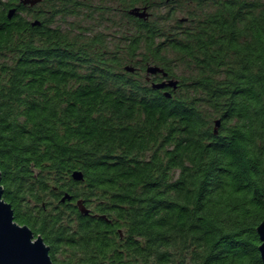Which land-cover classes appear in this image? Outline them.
I'll use <instances>...</instances> for the list:
<instances>
[{"label":"trees","instance_id":"trees-1","mask_svg":"<svg viewBox=\"0 0 264 264\" xmlns=\"http://www.w3.org/2000/svg\"><path fill=\"white\" fill-rule=\"evenodd\" d=\"M114 1L0 0L5 201L54 264H263L264 1Z\"/></svg>","mask_w":264,"mask_h":264},{"label":"snow or ice","instance_id":"snow-or-ice-1","mask_svg":"<svg viewBox=\"0 0 264 264\" xmlns=\"http://www.w3.org/2000/svg\"><path fill=\"white\" fill-rule=\"evenodd\" d=\"M0 204L5 206L3 209L5 225L0 231V248L23 257V259L17 260L19 264H44L47 249L44 247L43 236L36 235L19 223V218L29 216L32 209L21 210L19 206L14 209L11 201H5L2 185H0ZM9 212L11 213L10 217L8 216ZM14 217L16 218L14 219ZM33 222L35 223V218H33Z\"/></svg>","mask_w":264,"mask_h":264},{"label":"water","instance_id":"water-1","mask_svg":"<svg viewBox=\"0 0 264 264\" xmlns=\"http://www.w3.org/2000/svg\"><path fill=\"white\" fill-rule=\"evenodd\" d=\"M40 1L41 0H21V3L23 5L34 6L37 3H39ZM14 13H15V9L10 10L9 18H12ZM129 14L132 16L144 19V20L149 18V13H148L147 7H134L131 10H129ZM126 70L129 72L134 71V69L131 67H126ZM147 73L151 74V75L162 74L163 77H167V73H165L163 69L156 67V66H149L147 69ZM147 80L149 81L150 79L147 78ZM151 85L154 89H165V88L176 89L178 86V80L165 79L162 82H152ZM166 95L170 97L169 93H166ZM219 124H220V121H217L216 127H218ZM215 130L217 132V129H215ZM73 178L76 181H81V180H83V175L80 172H75L73 174ZM0 185H1V172H0ZM3 192H4V188H3ZM63 201H64V199H63ZM4 207L5 206L3 204H0V231L3 230L4 225H5V221L3 218ZM81 210L85 214L88 213V211L83 209V208ZM8 216L9 217L11 216L10 212L8 213ZM26 227L28 228L29 231H32L28 226H26ZM257 233H258L260 241H261V245L259 246V252H260L261 260L264 264V221L258 226ZM33 238L35 239V235ZM44 247L47 249L44 264H54L51 257H50V248L46 245L45 241H44ZM19 259H23V257L16 256L13 253H11L9 250L6 249V251H5L3 248H0V264H19V262L17 261Z\"/></svg>","mask_w":264,"mask_h":264},{"label":"rangeland","instance_id":"rangeland-1","mask_svg":"<svg viewBox=\"0 0 264 264\" xmlns=\"http://www.w3.org/2000/svg\"><path fill=\"white\" fill-rule=\"evenodd\" d=\"M93 1V4L94 6H99V5H102V6H106L108 8H118V5L116 3V1L114 0H92ZM261 1H264V0H261ZM209 8L211 7H206L205 10L207 11ZM170 9H174L175 10V14H174V19L176 18L177 20H180V21H183V20H188V17H189V14L192 12H202L199 10L197 4H190L187 2V0H179V2L177 4H172L171 6L169 5V7H166V6H162L160 7L159 9H150V11L148 10V13H149V18H157L155 17L156 15L157 16H164L165 14H167ZM108 11V10H107ZM105 13V12H104ZM152 14H155V15H152ZM95 16H98V14H96ZM108 16V14H107ZM105 15V17H107ZM111 16H114L115 18V21L118 23L119 22V19H121L120 17V13L119 12H114L113 14H111ZM173 18L170 19L169 21H167L166 25H169V24H173V23H170L174 20ZM73 23V24H71ZM99 22L98 21H94V20H88L87 18L85 19V17H81V18H68L67 21L65 23H60L62 26H63V29L65 30H69L70 26L72 27V25L74 27L78 26V25H81L82 27H88V28H91V29H94V31L96 30H99V31H102V30H105V28H110L113 24L111 22H108V21H102V23L99 25L98 24ZM163 24H165V21L163 20ZM174 25V24H173ZM106 32H111L110 29L109 31H106ZM178 76L182 73L179 69L176 71ZM146 75H147V78H149L150 82L152 83L153 82V76L155 75H151V74H148L146 72ZM158 75V74H157ZM162 75V74H161ZM163 76V75H162ZM166 79H169V78H166ZM173 79H178V78H173ZM179 80V79H178Z\"/></svg>","mask_w":264,"mask_h":264}]
</instances>
